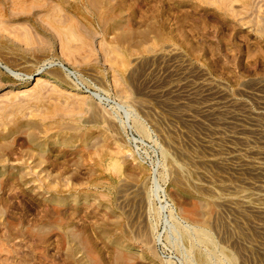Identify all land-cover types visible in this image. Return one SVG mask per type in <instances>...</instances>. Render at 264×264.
Wrapping results in <instances>:
<instances>
[{
    "label": "rangeland",
    "instance_id": "rangeland-1",
    "mask_svg": "<svg viewBox=\"0 0 264 264\" xmlns=\"http://www.w3.org/2000/svg\"><path fill=\"white\" fill-rule=\"evenodd\" d=\"M0 66V264H264V175L151 92L186 67L264 125V0H0Z\"/></svg>",
    "mask_w": 264,
    "mask_h": 264
},
{
    "label": "bare ground",
    "instance_id": "bare-ground-1",
    "mask_svg": "<svg viewBox=\"0 0 264 264\" xmlns=\"http://www.w3.org/2000/svg\"><path fill=\"white\" fill-rule=\"evenodd\" d=\"M1 69L6 68L1 67ZM183 70L180 72L173 68L170 71L173 74L169 81L162 86L154 87L152 94L167 100L171 108H180L188 100L196 102L197 115L217 124L212 141L206 142L208 144L205 147L210 148L215 140L221 142L219 140L221 131L227 133L223 138L222 157L217 159L218 163L234 173L264 175V165L255 162L256 157H252L254 151L251 145L254 142L262 145L260 151L256 153L259 158L264 159V125L256 122L246 111L239 110L230 99L224 98L223 91L214 88L207 78L202 76L199 82H194L193 74L189 73L186 67ZM249 94L254 96L264 108V90L257 89ZM179 115L187 121H192V116L184 111ZM243 207L264 218V205ZM259 226L264 230V223Z\"/></svg>",
    "mask_w": 264,
    "mask_h": 264
}]
</instances>
